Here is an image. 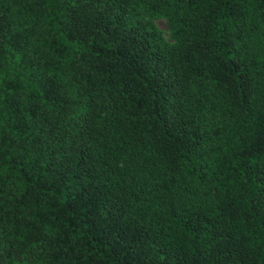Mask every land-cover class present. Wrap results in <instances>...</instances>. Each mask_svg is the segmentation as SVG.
Instances as JSON below:
<instances>
[{
	"label": "trees",
	"instance_id": "trees-1",
	"mask_svg": "<svg viewBox=\"0 0 264 264\" xmlns=\"http://www.w3.org/2000/svg\"><path fill=\"white\" fill-rule=\"evenodd\" d=\"M86 4L0 0L3 264H136L121 215L170 264H262L264 0ZM77 10L103 15L96 41L72 39Z\"/></svg>",
	"mask_w": 264,
	"mask_h": 264
},
{
	"label": "snow or ice",
	"instance_id": "snow-or-ice-1",
	"mask_svg": "<svg viewBox=\"0 0 264 264\" xmlns=\"http://www.w3.org/2000/svg\"><path fill=\"white\" fill-rule=\"evenodd\" d=\"M71 4L72 9H76L78 5H82L85 3V0H69ZM101 0H87L86 7L91 8L95 4H100ZM99 17V18H98ZM104 17L101 13L93 11L92 15H89L87 11L83 10H77V11H71L70 17H69V27L71 28L74 35L72 36L73 40L80 39L85 44H87L89 41H96L98 36H102L103 33L100 32L101 27L103 26ZM162 30L167 31V25H162ZM75 33H79V35H75ZM107 39H100L99 43L107 45L110 42L114 43L115 41L112 39L113 33L109 32L107 34ZM3 45V40L0 39V46ZM227 46V45H225ZM3 65L0 64V71H2ZM4 101L0 99V105H2ZM264 143V141H262ZM243 155L248 156L249 158L252 157V151H248L243 153ZM63 165H61L62 167ZM259 167V165H256ZM223 175V172L220 173ZM264 175V173H262ZM240 178L244 179L245 184L248 183L246 176L244 174H240ZM227 180H233V177L228 176L226 177ZM24 195L27 197L31 195L30 192H25ZM223 200L229 201V197L227 194H225L222 197ZM236 199H243V196H238ZM235 203V200H232L224 205L223 208L220 209L221 212H228L231 211L232 215H235L239 211V205L236 206V208H232V204ZM95 207V206H94ZM114 207V206H113ZM109 215H111V212L109 210ZM39 217L37 216L36 219ZM36 219H33L32 221V227L36 228L37 232L41 231L40 227L36 226ZM113 220V232L114 235H111L110 238L113 239L117 245V247H122V251L124 252H135L137 261L136 264H142V262L138 259L140 256H148L151 252V247H149V241H151L152 247L156 249V264H170V262L174 259V257L170 254V251L166 249L165 247L161 246L160 244H157L156 241L152 240L151 237L148 238V240H145V237L142 232H128L123 226V216H115L112 217ZM41 225L44 227L43 232V240H46L48 243L46 247H52L57 248L60 245H62L65 241H63L59 234L53 229H55V225L52 224V221L45 220L41 221ZM48 225H51V228L48 227ZM212 227H215L213 225ZM213 239L216 238L215 235L212 236ZM220 239H223V233H220ZM229 244L234 243L232 240L228 241ZM147 249V250H146ZM262 264H264V257L261 258ZM0 264H3L2 258H0ZM149 264H152V261H149ZM184 264H188L187 260L184 261ZM192 264H196L195 261L192 262Z\"/></svg>",
	"mask_w": 264,
	"mask_h": 264
},
{
	"label": "rangeland",
	"instance_id": "rangeland-1",
	"mask_svg": "<svg viewBox=\"0 0 264 264\" xmlns=\"http://www.w3.org/2000/svg\"><path fill=\"white\" fill-rule=\"evenodd\" d=\"M155 24H156V26H157V28H158L159 30H161L162 32H164V36H166V32L162 30V25L165 24L164 21H162V20H157V21H155Z\"/></svg>",
	"mask_w": 264,
	"mask_h": 264
}]
</instances>
